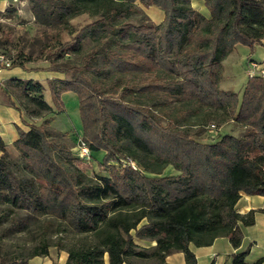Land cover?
<instances>
[{"label":"trees","instance_id":"16d2710c","mask_svg":"<svg viewBox=\"0 0 264 264\" xmlns=\"http://www.w3.org/2000/svg\"><path fill=\"white\" fill-rule=\"evenodd\" d=\"M202 1L208 16L191 0H28L40 27L31 45L46 52L43 70L68 78L46 80L51 103L37 80L6 83L12 104L40 122L18 130L12 145L20 167L0 137V204L22 211L23 225L45 217L91 236V243L56 244L67 252L64 264H104L105 255L107 264L135 258L159 264L178 251L185 264H196L190 244L223 236L237 249L241 227L253 224L255 210L242 214L235 205L241 193L264 196V75L248 76L240 97L219 83L221 62L235 45L250 51L261 45L264 0ZM140 6L163 10V20L153 23ZM82 14L89 20L61 41ZM7 37L0 23V46ZM86 41L92 46L85 52ZM23 65L12 59V67ZM66 92L77 96L78 135L90 160L106 174L85 173L67 133L45 118L63 110ZM214 113L242 134L220 133ZM212 124L216 136L205 141L201 135ZM169 166L175 173L164 174ZM135 237L155 244L140 247ZM48 247L42 240L28 258L47 255ZM246 254L233 252L231 264H247ZM251 264H264V256Z\"/></svg>","mask_w":264,"mask_h":264},{"label":"rangeland","instance_id":"374dc122","mask_svg":"<svg viewBox=\"0 0 264 264\" xmlns=\"http://www.w3.org/2000/svg\"><path fill=\"white\" fill-rule=\"evenodd\" d=\"M29 9L27 3L22 4L18 1L16 7H10L9 11L6 12L9 20L2 23V29L7 33L8 37L0 46V51L13 60L19 59L23 61L24 68L39 71L47 67L48 62L45 59L46 52L41 51L42 46L36 43L31 45L33 38L40 36V27L33 21V16ZM88 20L86 14L71 19L69 30L61 33L60 40L64 41L69 39L71 37V32L78 29L80 25ZM55 44L56 42L52 41L51 45ZM91 46L92 42L86 41L83 44V51H88ZM32 47L33 49L31 51ZM262 52H264L262 48H256L255 46L254 50L250 51L248 47L238 44L237 50L232 53L230 52L231 54H228V58L222 62L223 77L220 80L219 87L224 90L231 89L240 97L244 84L248 78L245 76V69L250 62L248 60L253 59L259 62ZM64 58L69 60L72 65L78 62L76 55L71 53H67ZM63 76L64 78H68L65 74H63ZM42 84L43 97L51 103L46 80L43 81ZM61 99L64 104L63 110L55 113V109H52L51 113L45 114V118L51 120V126L53 128L66 131L67 137L65 143L75 155H78L75 142L81 130L78 99L73 92L64 93ZM211 119L212 122L219 125L220 133L227 132L237 136L242 134V129L230 120H220L218 113L211 114ZM161 122L166 124L167 120L162 119ZM196 128L198 127H189L190 131L196 130ZM215 136L216 134L212 131H204L201 138L205 141H210L214 139ZM9 157L13 158L17 166L20 167L22 161L19 159L17 153L10 151ZM98 158H100V156H98ZM97 164L98 161L94 158H91L88 162L83 160L78 161L79 167L88 175L106 174L98 168ZM163 173L173 174L175 171L169 166ZM22 216V211H11L4 204H0V264H11V262L18 264L19 261L47 264L51 261V264H59L61 253H63L62 251L66 252V250L59 249V245H56L57 243L63 248L80 243H91L93 241L91 236L74 234L66 228L65 225H58L54 219H47L45 217L30 218L26 221V224L23 225V222L20 221ZM47 221L48 223L50 222L51 225L48 230H44V225ZM42 240H47L49 243L48 254H40L28 258L32 250L40 246ZM134 241L140 247L150 246V242L147 240H141L135 237ZM104 264H107L106 255L104 257Z\"/></svg>","mask_w":264,"mask_h":264},{"label":"crops","instance_id":"0c3cea01","mask_svg":"<svg viewBox=\"0 0 264 264\" xmlns=\"http://www.w3.org/2000/svg\"><path fill=\"white\" fill-rule=\"evenodd\" d=\"M22 4L27 3L29 9L28 0H0V23L2 24L6 20H9L6 10L10 7H16L17 2ZM191 6L200 12L201 14L208 16L207 10H205L202 0H191ZM145 15L155 24L160 23L164 18L163 10L154 7L140 6ZM30 11V9H29ZM31 13V11H30ZM264 49V38L261 39V45H257L256 48ZM237 50V45L233 48V51ZM230 53V54H231ZM229 54V55H230ZM225 58L227 59L228 56ZM223 59V61H225ZM222 61V62H223ZM248 67L245 69V76L248 77L251 74L258 73L260 68H264V52L261 53V60L259 62L249 59ZM221 62V65H222ZM251 63L256 64L255 67L251 66ZM222 67H221V78ZM11 79L22 80H37L41 83L48 79H64L63 74L49 71V70H30L20 66H13L9 69H4L0 73V137L4 142L8 152L14 151L13 142L17 139L18 130L26 131L31 123H39V118H32L24 113L23 110L18 109L12 103H15L13 97L5 91L6 83ZM51 123V120H50ZM59 130V129H58ZM63 131V130H61ZM66 132V131H64ZM1 154V151H0ZM235 208L239 213H247L250 210H255L254 222L252 225L241 227L243 234L241 245L235 249L229 243L227 237H217L209 245L206 246H194L190 244L189 248L194 253L196 258V264H231L230 254L236 251L247 250L245 256V262L247 264L253 263L257 258L264 256V196L260 195H246L241 193ZM148 241V240H147ZM150 246H153L154 241H149ZM149 246V247H150ZM59 257V264H64L67 258V253L62 251ZM28 264H47L40 262H30ZM51 264V261L49 262ZM129 264H154L152 260L148 259H132ZM159 264H185L184 254L180 251L173 252L167 255L162 263Z\"/></svg>","mask_w":264,"mask_h":264},{"label":"built area","instance_id":"2783aa9c","mask_svg":"<svg viewBox=\"0 0 264 264\" xmlns=\"http://www.w3.org/2000/svg\"><path fill=\"white\" fill-rule=\"evenodd\" d=\"M251 66L255 67L256 64L251 63ZM11 67H12V59L10 57H8L5 53L0 51V73L4 69H9ZM257 74L264 75V68H260L258 70ZM214 128H215V126L212 124V125H210L209 130L213 131ZM76 147H77V150H78V157L81 158V160H83L85 162H88L90 160V151H89L87 145L85 144V142L83 141V139L81 138V136H79V135L76 138ZM127 162L133 168H135L134 162L131 159H127Z\"/></svg>","mask_w":264,"mask_h":264}]
</instances>
